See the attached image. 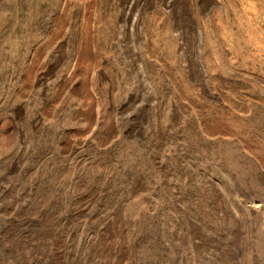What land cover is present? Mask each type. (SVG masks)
<instances>
[{"label":"rangeland","instance_id":"374dc122","mask_svg":"<svg viewBox=\"0 0 264 264\" xmlns=\"http://www.w3.org/2000/svg\"><path fill=\"white\" fill-rule=\"evenodd\" d=\"M66 1L0 0V264H116L122 249L121 264H264V209L251 205L264 193V0H174L178 19L164 4L135 10L143 32L125 45L122 0H98L92 35L105 60L90 125L70 89L83 0L67 43L48 49ZM134 42L156 101L124 56ZM39 46L46 69L64 56L23 100ZM63 81L62 103L45 114Z\"/></svg>","mask_w":264,"mask_h":264},{"label":"bare ground","instance_id":"6f19581e","mask_svg":"<svg viewBox=\"0 0 264 264\" xmlns=\"http://www.w3.org/2000/svg\"><path fill=\"white\" fill-rule=\"evenodd\" d=\"M77 0H67L65 8L67 12L60 15L56 20L58 21L57 29L53 32L52 39L49 41L48 49L54 48L55 38L61 37V45L64 46L70 36L72 27V14L73 7ZM160 4H164L170 8L175 19L179 18L181 13L177 3L174 0H122V15L121 23L119 27V43L125 45L127 40L130 39V33L137 31V37L142 35V26L140 18L135 16L132 18V14L135 10L145 11L149 7H156ZM180 6L183 8V5ZM81 15L79 16V30L81 33V39L78 42L79 57L75 66V75L71 86L73 99L80 105L79 114H82L88 121L87 125H90V121H94L93 111L97 104V99L93 94L94 76L103 75L102 66L104 63V56L97 50V42L94 40L92 32L100 25V4L98 0H83V6L81 7ZM97 14V17L93 15ZM183 14L186 16V32L187 42L192 43V47L196 53L201 47L202 32L197 28L196 21L191 17L189 11L185 7ZM136 38V42L139 39ZM37 54L33 57L32 62L26 67L23 72V92L21 97L26 99L31 89L44 83L48 78L53 77L56 68L62 61L64 54L60 55V58L51 65L49 69L46 63V53L40 51V46L37 49ZM49 50V51H50ZM125 58L129 59L133 63V71L140 82L141 89L147 93L150 101H156L158 98V88L154 84L150 72L147 68L146 61L140 54V48L137 44L128 45L125 49ZM200 67V66H199ZM201 71V67H200ZM203 74V72H201ZM72 81V80H71ZM66 82H61L57 87L52 103L46 108L45 114L52 115L55 113L58 105L62 103L63 93L66 90ZM24 111V106L20 104L18 106V115L21 116ZM136 129H142L141 122H138ZM251 205L254 207H261L264 209V193L255 195L251 198ZM261 234L264 236V228L260 227ZM124 228L117 226L115 230L111 231L109 238L114 239L116 235L123 236ZM104 250L112 255V241L109 240L104 245ZM257 252L261 258L264 259V239L260 244ZM127 257L126 249H122L121 253L115 255L113 258L116 264H121Z\"/></svg>","mask_w":264,"mask_h":264}]
</instances>
